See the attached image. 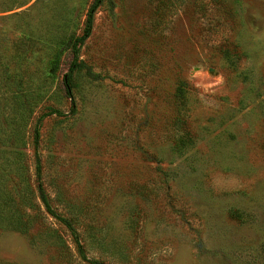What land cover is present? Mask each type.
<instances>
[{"label": "rangeland", "instance_id": "374dc122", "mask_svg": "<svg viewBox=\"0 0 264 264\" xmlns=\"http://www.w3.org/2000/svg\"><path fill=\"white\" fill-rule=\"evenodd\" d=\"M92 2L0 0V149L36 187L39 128L73 229L36 203L29 233L0 229V264H264V0L108 1L70 99L52 62Z\"/></svg>", "mask_w": 264, "mask_h": 264}, {"label": "trees", "instance_id": "16d2710c", "mask_svg": "<svg viewBox=\"0 0 264 264\" xmlns=\"http://www.w3.org/2000/svg\"><path fill=\"white\" fill-rule=\"evenodd\" d=\"M110 0H93L90 5L86 20L84 22L83 34L71 36L64 47H62L58 53L57 57L52 62L53 70L57 71L61 65L64 56L68 57V71L63 76V84L65 92L70 99H74V80L76 74L83 69V64L80 60L81 50L86 41L91 37L93 28L95 25V17L98 10L105 5ZM170 3L173 0H167ZM239 2H235V5L230 8V15L233 16L238 11ZM5 71L9 70H4ZM1 74V73H0ZM6 75V74H5ZM8 75V73H7ZM3 76V74H2ZM6 79V78H5ZM4 80V76H3ZM186 86L185 82L178 83L174 97L178 102L185 103L186 99ZM19 87V88H18ZM23 86L17 85L12 81L6 82L3 86L4 92H13L17 98L24 97L25 92L22 90ZM75 110V106L74 109ZM52 113L57 114V111H52ZM181 117V116H179ZM178 117V118H179ZM23 119V118H22ZM44 117L39 119V124L43 122ZM40 140L39 128L35 129L34 132V143H35V157H36V173H37V185L34 187L31 184L30 177L26 180L23 178L26 175V167H22L23 174H14L15 171L12 167L14 163L5 156V152L0 149V159H3L2 164L0 163V229H8L20 233L27 234L31 229V223L35 219L34 214H29V209H38L39 202L44 206L46 212L54 218H58L64 223L71 231L72 223L69 219L61 218L57 216L51 207L49 195L43 185L42 180V165L41 159L38 152ZM22 155H26L25 153ZM12 170H14L12 172ZM76 243L78 244V252L85 258V253L79 245V238L76 237ZM100 264V263H95Z\"/></svg>", "mask_w": 264, "mask_h": 264}]
</instances>
